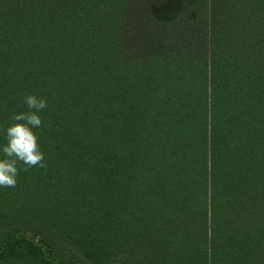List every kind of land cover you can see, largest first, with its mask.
<instances>
[{
    "label": "trees",
    "instance_id": "1",
    "mask_svg": "<svg viewBox=\"0 0 264 264\" xmlns=\"http://www.w3.org/2000/svg\"><path fill=\"white\" fill-rule=\"evenodd\" d=\"M192 2L0 0V140L47 100L0 264H264V0Z\"/></svg>",
    "mask_w": 264,
    "mask_h": 264
},
{
    "label": "clouds",
    "instance_id": "2",
    "mask_svg": "<svg viewBox=\"0 0 264 264\" xmlns=\"http://www.w3.org/2000/svg\"><path fill=\"white\" fill-rule=\"evenodd\" d=\"M23 104L26 111L13 112L11 123L2 129L0 188L15 187L20 165L23 170L33 166L44 167V153L39 147L36 130L42 127L39 113L47 108V100L28 94L23 97Z\"/></svg>",
    "mask_w": 264,
    "mask_h": 264
},
{
    "label": "rangeland",
    "instance_id": "3",
    "mask_svg": "<svg viewBox=\"0 0 264 264\" xmlns=\"http://www.w3.org/2000/svg\"><path fill=\"white\" fill-rule=\"evenodd\" d=\"M195 1V0H194ZM151 2V12L155 19L162 21L173 17L177 14L182 6L183 0H149ZM189 4H193L192 0H188ZM49 258L53 259L55 262L69 261L72 257L68 253L57 252L56 254H51L50 250H46Z\"/></svg>",
    "mask_w": 264,
    "mask_h": 264
}]
</instances>
